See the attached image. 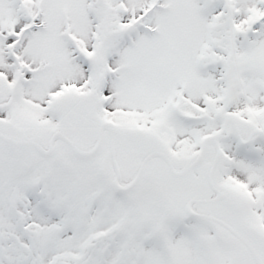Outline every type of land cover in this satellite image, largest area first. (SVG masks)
Wrapping results in <instances>:
<instances>
[{"label": "snow or ice", "instance_id": "snow-or-ice-1", "mask_svg": "<svg viewBox=\"0 0 264 264\" xmlns=\"http://www.w3.org/2000/svg\"><path fill=\"white\" fill-rule=\"evenodd\" d=\"M0 264H264V0H0Z\"/></svg>", "mask_w": 264, "mask_h": 264}]
</instances>
